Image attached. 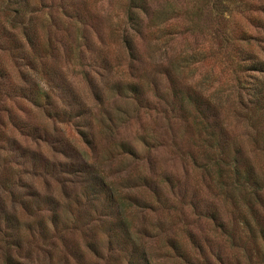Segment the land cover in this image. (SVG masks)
I'll return each instance as SVG.
<instances>
[{"label":"rangeland","instance_id":"374dc122","mask_svg":"<svg viewBox=\"0 0 264 264\" xmlns=\"http://www.w3.org/2000/svg\"><path fill=\"white\" fill-rule=\"evenodd\" d=\"M263 62L264 0H0V264H264Z\"/></svg>","mask_w":264,"mask_h":264},{"label":"trees","instance_id":"16d2710c","mask_svg":"<svg viewBox=\"0 0 264 264\" xmlns=\"http://www.w3.org/2000/svg\"><path fill=\"white\" fill-rule=\"evenodd\" d=\"M262 67L263 68H259V69H262V70H264V62L262 63ZM112 196V198L114 197L115 198V196H113V191L112 192H110V197ZM116 199V198H115ZM117 202H119L118 200H116Z\"/></svg>","mask_w":264,"mask_h":264}]
</instances>
